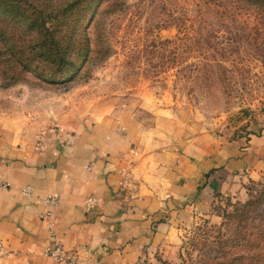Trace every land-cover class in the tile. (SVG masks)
<instances>
[{
    "label": "crops",
    "instance_id": "crops-1",
    "mask_svg": "<svg viewBox=\"0 0 264 264\" xmlns=\"http://www.w3.org/2000/svg\"><path fill=\"white\" fill-rule=\"evenodd\" d=\"M15 113L0 115V264H55L44 252L56 243L100 264H130L205 211L214 193L264 173V111L255 134L235 139L169 107L148 108L149 124L100 105L71 124L45 112L35 126ZM49 120L61 131H44L35 148ZM88 197L95 203L85 208Z\"/></svg>",
    "mask_w": 264,
    "mask_h": 264
},
{
    "label": "rangeland",
    "instance_id": "rangeland-1",
    "mask_svg": "<svg viewBox=\"0 0 264 264\" xmlns=\"http://www.w3.org/2000/svg\"><path fill=\"white\" fill-rule=\"evenodd\" d=\"M124 4L121 12L104 19L102 41L109 54L90 67L85 80L64 91L30 75L7 88L0 81V115L22 111L37 126L48 112L71 124L76 115L100 105L131 110L149 124L148 108L169 107L223 139L255 134L253 125L264 111V17L248 8L225 14L203 0ZM94 35L87 31L91 44ZM49 121L34 144L42 142L44 131L56 123ZM256 184H264V173L244 180L233 193H214L205 211L195 213L174 237L146 249L130 264H159L157 260L180 264L179 252L185 257L183 242H189L203 223L217 226L220 215L234 202L246 201ZM75 264L100 263L81 255Z\"/></svg>",
    "mask_w": 264,
    "mask_h": 264
},
{
    "label": "trees",
    "instance_id": "trees-1",
    "mask_svg": "<svg viewBox=\"0 0 264 264\" xmlns=\"http://www.w3.org/2000/svg\"><path fill=\"white\" fill-rule=\"evenodd\" d=\"M203 1L225 14L248 8L264 17V0ZM124 5V0H0L1 86L30 75L64 91L85 80L90 67L109 54L102 41L104 19ZM87 31L95 33L93 44ZM220 218L217 226L203 223L183 242L180 264H264V184H256L246 201L234 202Z\"/></svg>",
    "mask_w": 264,
    "mask_h": 264
},
{
    "label": "built area",
    "instance_id": "built-area-1",
    "mask_svg": "<svg viewBox=\"0 0 264 264\" xmlns=\"http://www.w3.org/2000/svg\"><path fill=\"white\" fill-rule=\"evenodd\" d=\"M48 131L51 133H53V132L59 133L61 131V129L56 124H53L51 126V128H49ZM63 142H64V144H68L69 140L65 139V140H63ZM43 146L44 145L41 141H38L35 144V148H38V149H42ZM123 184H125V180L121 181V185H123ZM24 193L26 194L27 190H25ZM43 202L49 206H52L55 204L56 198L50 197L48 199H45ZM83 203H84L85 208H89L90 206H92L95 203V200L91 197H88L84 200ZM48 227H49V229H48L49 234L53 238L54 235L51 232V225L49 224ZM44 253L46 256L51 258L57 264H75L76 260H77L76 251H73V250L66 251L58 243L54 244L52 248L45 250Z\"/></svg>",
    "mask_w": 264,
    "mask_h": 264
}]
</instances>
